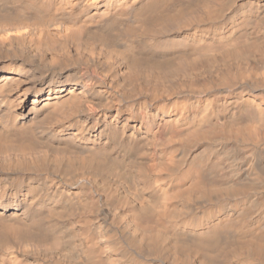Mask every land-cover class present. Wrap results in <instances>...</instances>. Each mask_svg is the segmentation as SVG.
I'll list each match as a JSON object with an SVG mask.
<instances>
[{
  "label": "bare ground",
  "instance_id": "6f19581e",
  "mask_svg": "<svg viewBox=\"0 0 264 264\" xmlns=\"http://www.w3.org/2000/svg\"><path fill=\"white\" fill-rule=\"evenodd\" d=\"M0 264H264V0H0Z\"/></svg>",
  "mask_w": 264,
  "mask_h": 264
}]
</instances>
